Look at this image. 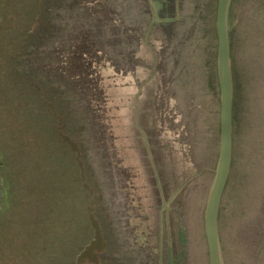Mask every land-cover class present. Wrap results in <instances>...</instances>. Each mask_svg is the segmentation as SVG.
Instances as JSON below:
<instances>
[{"label":"rangeland","instance_id":"obj_1","mask_svg":"<svg viewBox=\"0 0 264 264\" xmlns=\"http://www.w3.org/2000/svg\"><path fill=\"white\" fill-rule=\"evenodd\" d=\"M218 1L185 0L184 10H189L186 17L188 24L182 31L181 25L176 28L180 35H178L176 49L173 48L176 43L168 48L164 42L165 39L162 40L161 46V53L165 58L166 54L169 55L168 50L171 51V60H167L165 64L166 80L171 81V87L162 95L163 100L159 106L160 109H164L163 117L171 119V126L181 131L182 117L177 116L182 115L181 108L185 109L184 104L187 103L191 123L186 120L185 123L195 124L198 127V134H192L191 131L190 134H181V141L187 143L189 147L186 155L195 161L197 168L195 171L191 170L190 176L185 178L186 185L178 195L184 209L183 227L186 228V255L189 264H207L202 213L205 196L209 192L215 170L213 161L215 156L211 152L215 147L212 137H216L213 130L214 127L216 131L218 128L220 107L215 26ZM234 1L232 48L237 146L233 173L222 210V241L226 264H256V250L260 243V250L257 253L258 264H264V0ZM86 2L88 10L101 8V12H95L91 21H88L87 29L91 31L90 39L101 40L100 48L103 56L100 54V58L106 57L117 71L122 70V74L136 71L135 67L141 61L137 58V49L140 44L127 32L136 28L143 29L146 26L148 19H146L144 5L140 0H86ZM56 7L58 23L63 27L60 29V42L67 51H70L69 44L76 43L75 26L78 31L82 19L76 17L74 0H57ZM100 17L103 18L102 21L98 20ZM187 32L189 38L180 41L181 34ZM158 33L161 34L157 31ZM149 54L151 53L146 51V58L151 60ZM161 71L164 75V63ZM163 80L165 81V77ZM173 81L177 88L172 87ZM156 87L157 81L153 79L151 85L144 89L140 100L139 111L144 128H146L147 118L153 113ZM167 94H172L179 100L178 104H175V111ZM183 99L184 102H182ZM179 104L183 105L179 107ZM83 110L84 118L80 124L76 123L73 127L75 123L71 121L63 125L65 120L60 117L56 120V129L61 137L69 135L75 137L69 140V145L72 149L75 143L78 145L74 150L76 154H79V148L83 149L82 154H85L83 160L80 159L79 163H76L77 178L88 195H85L84 200L81 199V201L71 200L74 192L71 187L65 186L66 180L60 177L58 171L61 169H57L56 162L52 163V167L55 165L57 169L56 172L41 168L40 178L53 179L51 181L53 183L47 187V190L55 196L54 203L44 200L36 203L34 199L36 206L38 204L40 208L41 221L36 212L33 215L32 211L25 212L26 220L23 217L11 218L10 228H5V232L0 235V264H46L52 257L55 264L154 263L155 258L151 256V249L138 243L135 239L136 230L129 227V204L132 201V195H136L139 188L137 189L132 182L128 183L125 166L119 167L120 163L112 147V139L110 141L107 137L108 143L104 145L111 152L110 157L106 159L109 162L105 168L107 173H103L98 166L94 165L95 154L91 161L88 155L90 144L86 134L94 133L89 126L90 109L83 108ZM194 114L197 116L193 119ZM36 115L40 116L38 113ZM13 120L0 96V150L5 161L3 167L8 168L9 172L18 171L17 167L20 168L23 165L21 153L24 150L27 153L35 152L31 154V157H37L36 146L30 147L33 134H26L27 125L30 130L34 129L31 126L33 119L28 118L27 113V118L24 116L21 123H15ZM103 125L106 133L99 132L97 135L99 140L103 139L104 134H109L107 132L109 123L105 122ZM119 136L122 137L121 151L124 163L128 167L139 169L141 185H153L144 143L141 140L138 143L139 140L135 134H119ZM79 139H86L83 141L86 142L85 146L78 141ZM168 140L169 135L166 136V142ZM44 149H47L46 145ZM167 149L171 153L183 152L180 146H175L173 149L167 147ZM45 152L49 154L47 150ZM117 152L120 155V151L117 150ZM162 159V155H158V161L162 162ZM207 159L209 162L206 161ZM29 160L34 166L30 157ZM42 160L46 164L49 163V159L42 158ZM72 180L77 181L74 177ZM55 187H57L56 192ZM44 190L45 187L42 188V191ZM134 201L132 208L135 210L140 199H134ZM50 204H54V212L58 213V218H55L56 227H52L47 219ZM83 204L88 209L85 211L89 218L94 219L91 222L94 226L93 238L79 248L80 253L78 252V258L75 260L77 253H72V249L78 239L79 231L76 225L78 220L75 219V224L68 233L62 220L75 213L77 218L78 208ZM9 214L6 212L5 215L9 217ZM135 215L139 218L137 227H140V223L147 218L140 209L136 210ZM30 218H34L37 224L29 226L27 222ZM171 225L176 239H181L183 234L178 226V220L173 218ZM37 227L40 228L38 234L35 235V232L29 234ZM191 228H198L201 231L195 239L191 234ZM37 237L40 238L37 247L40 253L32 247ZM176 252L179 258L183 257V248L179 241L176 242ZM21 253L24 254L22 259ZM61 254L68 257L61 260ZM182 264L185 263L182 262Z\"/></svg>","mask_w":264,"mask_h":264},{"label":"water","instance_id":"obj_2","mask_svg":"<svg viewBox=\"0 0 264 264\" xmlns=\"http://www.w3.org/2000/svg\"><path fill=\"white\" fill-rule=\"evenodd\" d=\"M140 2L145 7L147 24L143 29L136 28L131 32H127L131 38H134L135 41L138 40V44H140L137 49V58L141 61L137 63L136 71L122 74V70L117 71L106 57L101 59V62L94 64L99 79L98 87L102 91L104 99L102 105L103 118L104 123L107 122L110 126L108 133L112 136L111 143L120 163L119 167L123 168L125 166L128 183L132 182L137 189L139 188L138 192L135 193L136 195H132L128 210L130 217L128 222L131 228L136 230V241L151 249V256L155 258L153 264H182V262L189 264L186 255V228L183 227L184 209L178 195L186 185L185 180L190 176V171H195L197 168L195 161H192L191 157L188 158L186 155L189 147L187 143L181 141V134H190V131L192 134H198V127L195 124L188 125L185 123V120L191 123L187 103L184 104L186 105L185 109L181 108L182 115L177 116L182 117L181 131L171 126V119H164V109L159 108L163 100L162 95L165 91L168 92L171 87V81L166 80L165 69L167 60H171V51L168 50L169 55L166 54V58L162 55V40L165 39L164 42L168 48L171 44L176 43L173 46L176 49L180 36L176 28L181 25L182 31L187 26L186 17L189 10H184L185 0H140ZM234 3V0H219L215 19L217 88L220 107L217 120L218 128L217 131L215 127L213 130L216 137H212L215 147L211 152L215 156L213 158L215 170L209 192L205 196L202 213V230L206 243L207 264H226L221 217L224 199L233 173L235 147L237 146L232 48ZM157 31L162 36L159 33L157 34ZM188 38V32L183 33L180 41ZM146 51L151 53L149 54L151 60L146 58ZM100 54L103 56L102 50L97 52V57L100 58ZM163 63L164 75L161 71ZM163 77H165V81ZM153 79L157 81L155 106H153V113L147 118L146 128H144L139 104L144 89L151 85ZM172 87L177 88L174 81ZM167 96L171 101V105H174L172 109L175 111V104L177 105L179 100L172 94H167ZM184 101L183 99L182 102ZM182 105L179 104V107ZM196 116L197 114H194L193 119ZM119 134H135L139 140L138 143L140 140L144 143L153 185H141L139 169H133L124 163L122 159L123 152L121 151L122 137ZM167 135H169V140L166 142ZM175 146H180L183 152L171 153L167 149V147L173 149ZM116 149L120 151V155H118ZM158 155H162V162L158 161ZM208 159L207 162H209ZM186 168L187 175L185 176ZM3 194L4 188L0 165V218L3 207ZM134 199H140L135 210L132 208L135 203ZM138 209L147 218L146 221L143 220L140 223V227H137L139 218L135 215ZM173 218L178 220V226L183 234L179 240L176 239L174 228L171 225ZM200 232L198 228H191L193 239L197 238ZM177 241L182 244V258H179L176 252ZM260 245L261 243L256 250V264H258L257 253L260 250Z\"/></svg>","mask_w":264,"mask_h":264},{"label":"trees","instance_id":"obj_3","mask_svg":"<svg viewBox=\"0 0 264 264\" xmlns=\"http://www.w3.org/2000/svg\"><path fill=\"white\" fill-rule=\"evenodd\" d=\"M56 2L57 0H0L1 101L7 107L8 113L15 123H21L24 116L27 118V113L28 118L33 119L31 126L34 129L30 130L27 125L28 132L26 134H33L30 147L33 145L37 148V157L34 158L31 157V154H35V152L27 153L24 150L21 153L23 165L20 168L17 167L18 171L14 172H9L8 168L3 167L5 161L0 150L4 188L0 235L5 232V228H10L12 217H23L26 220L27 216L24 215L26 211H32L33 215L36 212L41 221L40 208L38 204L36 206L39 200L54 203L55 196L47 190V187L53 183H51L53 179L50 177L40 178L41 168L53 172L61 169L58 172H60V177L66 180L65 186L71 187L74 192V197L71 200L81 201V199L84 200L85 195H88L77 178L76 163L78 164L80 159L83 160L85 155L82 154L83 149L79 148V154H76L74 150L78 145L75 143L73 149L69 145V140L75 137L72 135L61 137L58 134L57 118L61 117L65 120L63 125L72 121L75 123L73 126L75 127L76 123L80 124L84 118L83 108L90 109L89 126L93 129L94 134H86L90 144L89 154H87L91 161L95 154L94 165L98 166L103 173H107L105 168L109 162L106 159L110 157L111 152L104 145L108 143L107 137L111 141L112 136L104 134L103 139L100 140L97 136L99 132L106 133L103 125L102 105L104 99L102 91L98 87L99 79L94 69V64L101 62V58L97 57V52L101 51V40L90 39L91 31L87 30L88 21H91L95 12L100 13L101 8L88 10L86 9V0H74L76 17L82 19V22H80L78 31L75 26L76 43L72 45L71 42L69 44L70 51H67L60 42V29L63 27L58 23ZM71 12L72 9L69 13L71 14ZM98 20L102 21L103 18L100 17ZM62 85L65 86L61 87ZM61 131L69 134L62 129ZM85 140L79 139L78 141L85 146L86 142H83ZM45 145L47 149H44ZM42 149L44 150L42 151ZM42 158L49 159V163L46 164ZM53 162H56L57 169L55 165L52 167ZM110 174H112L111 171ZM57 176L59 175L57 174ZM73 177L77 181H73ZM43 187H45L44 191H42ZM56 190L57 187L54 191L56 192ZM24 191L28 194H25ZM76 195L78 197H75ZM53 206L54 204L48 206L47 219L52 227H56L55 218H58V213L54 212ZM85 209L88 210L83 204L78 208L77 218L75 213L62 220L67 233L72 230L75 219L78 220V223L76 222L79 231V233L77 232L78 239L72 249V253H77L75 260L80 253L79 248L93 238L94 226L91 225V222L94 219L89 218ZM6 212L10 213L9 217L5 215ZM33 219L30 218L29 222L26 221L29 226L37 224ZM129 227L132 229L130 225ZM39 229L37 227L29 234L35 232L36 235L39 233ZM39 242L40 238L37 237L32 247L38 250ZM23 255L21 253V259ZM60 256L61 260L68 257L65 254ZM46 264H55L54 258L48 259Z\"/></svg>","mask_w":264,"mask_h":264}]
</instances>
